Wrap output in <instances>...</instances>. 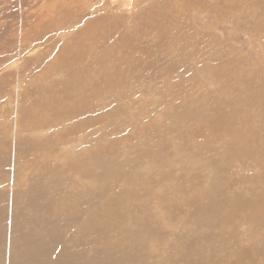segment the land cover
I'll use <instances>...</instances> for the list:
<instances>
[{"label": "rangeland", "instance_id": "374dc122", "mask_svg": "<svg viewBox=\"0 0 264 264\" xmlns=\"http://www.w3.org/2000/svg\"><path fill=\"white\" fill-rule=\"evenodd\" d=\"M196 1L0 0V264H264V0Z\"/></svg>", "mask_w": 264, "mask_h": 264}, {"label": "bare ground", "instance_id": "6f19581e", "mask_svg": "<svg viewBox=\"0 0 264 264\" xmlns=\"http://www.w3.org/2000/svg\"><path fill=\"white\" fill-rule=\"evenodd\" d=\"M199 1H201V0H197L196 2L198 3ZM204 1V0H203ZM206 2V1H205ZM209 2V1H208ZM209 3H211V1L209 2ZM208 3V4H209ZM202 4V3H201ZM203 4H204V2H203ZM210 5V4H209ZM211 6V5H210ZM209 6V7H210ZM213 6V5H212ZM213 8V7H212ZM210 9V8H209ZM212 10V9H211ZM211 12V11H210ZM118 14H122V12H111V13H109V15H107V17L110 19V21H109V23H111L112 24V26L115 24V21L113 20V18L115 17V19H117V18H119V20H120V18L123 16H121V15H118ZM210 14V13H209ZM110 16V17H109ZM211 16V15H210ZM125 17H128V16H125ZM132 17V16H131ZM136 17V16H135ZM129 18V17H128ZM137 18H138V16H137ZM137 18H135V19H137ZM150 18V17H149ZM108 19V20H109ZM127 19V18H126ZM122 20V21H127L128 22V20ZM132 19V18H131ZM134 19V20H135ZM141 19V18H140ZM213 19V18H212ZM133 20V19H132ZM139 21V20H138ZM145 22V21H144ZM156 22V21H155ZM132 23H133V21H132ZM137 23V22H136ZM142 24H143V21L141 22ZM149 23H150V20H149ZM139 24V23H138ZM137 25V24H136ZM140 26H141V24H139ZM139 25L138 26H136L135 28H137V27H139ZM131 26V25H130ZM143 26H144V24H143ZM143 26H141V27H143ZM133 27V26H132ZM141 27H140V31H141ZM145 27V26H144ZM143 27V28H144ZM179 27V26H178ZM145 28H148V26L147 27H145ZM151 28V27H150ZM132 29V28H131ZM157 29V28H156ZM90 30V29H89ZM132 30H134V29H132ZM154 30V29H153ZM92 31H96L95 29H93ZM138 31V30H137ZM140 31H138V32H140ZM137 32V33H138ZM149 32V31H148ZM178 32V31H177ZM98 33V32H97ZM129 33V32H128ZM127 33V34H128ZM151 33V32H150ZM86 34V33H85ZM130 34H131V32H130ZM134 34V33H133ZM153 34V33H152ZM171 34V33H170ZM169 34V35H170ZM141 35V34H140ZM146 35V34H145ZM157 35V34H156ZM160 35V37H161V39L163 40L164 39V41L165 42H163L164 44L166 43V41L167 42H170V41H175V39H174V37H177V39L176 40H178V37H182V35L180 34V33H178L177 35H172L173 37H170V36H168L167 35V33L165 34V32H164V35H161V33H159L158 34V36ZM148 36V35H147ZM130 37H131V35H130ZM160 37L158 38L157 37V40L159 41V43H161V44H163L162 43V40L160 39ZM180 37V38H181ZM93 38H94V34H93ZM132 38V37H131ZM133 38H135V37H133ZM132 38V39H133ZM152 38H155V37H152ZM129 39V37H124V38H122V40H121V42H120V45H121V47L122 48H125L126 49V46H127V44H128V46L130 45V47H134V45H132L131 44V42H127V40ZM135 39H137V38H135ZM141 39V38H140ZM145 39H146V37H145ZM134 40V39H133ZM142 40V39H141ZM155 40V39H154ZM200 40V39H199ZM143 41H144V43H145V41L146 42H148L147 40H142V41H139V42H141V43H143ZM136 42V41H135ZM155 42V41H154ZM182 42V41H181ZM174 43H176V42H174ZM138 44V43H137ZM147 44V43H146ZM146 44H145V46H146ZM149 44H150V42H149ZM158 44V43H157ZM156 44V45H157ZM140 45V44H139ZM144 45V44H143ZM119 46V45H118ZM117 46V47H118ZM152 46H153V44H152ZM159 46V45H158ZM157 46V47H158ZM164 46V45H163ZM116 47V48H117ZM147 47V46H146ZM154 47V46H153ZM156 47V46H155ZM162 47V46H161ZM116 48H115V50H116ZM119 48V47H118ZM129 48V47H128ZM145 48V47H144ZM152 48V47H151ZM129 49H131V48H129ZM128 49V50H129ZM141 49H143V48H141ZM160 49V48H159ZM83 50V49H82ZM132 50V49H131ZM140 50V49H139ZM138 50V51H139ZM168 50V49H167ZM112 51L114 52V50H111L109 53L110 54H113L112 53ZM133 51V50H132ZM134 51H135V49H134ZM143 51V50H142ZM141 51V52H142ZM146 51H147V49H146ZM145 51V52H146ZM153 51V50H152ZM117 52V51H116ZM140 52V51H139ZM147 52H150V48H149V50L147 51ZM146 52V53H147ZM125 53V52H124ZM131 53H133V52H131ZM130 53V54H131ZM143 53H144V51H143ZM145 53V54H146ZM162 53V52H161ZM135 54H136V52H135ZM138 54H140V53H138ZM138 54H136L135 55V57L138 55ZM142 54V53H141ZM153 54V53H152ZM126 55H129V54H127L126 53ZM133 55H134V53H133ZM147 55V54H146ZM155 55H157V54H155ZM104 56H106V54L104 55ZM102 57L103 58V60L105 59V57ZM130 56V55H129ZM128 56V58H126V59H129V58H131V56L129 57ZM144 56V55H143ZM158 56V55H157ZM122 57V56H121ZM145 57V56H144ZM146 57H148V56H146ZM149 57H152V56H150L149 55ZM154 57V56H153ZM155 58V57H154ZM139 59H140V57H139ZM152 59V58H151ZM114 60V59H113ZM123 60V59H122ZM133 60V59H132ZM147 60H149V59H147ZM153 60V59H152ZM108 61V60H107ZM107 61H106V63H107ZM110 61H112L111 59H110ZM150 61V60H149ZM154 61V60H153ZM152 61V62H153ZM134 62V61H133ZM139 62V61H138ZM151 62V63H152ZM157 62V61H156ZM162 62V61H161ZM108 63H109V61H108ZM112 63V62H111ZM129 63V62H128ZM131 63H132V61H131ZM135 63V62H134ZM134 63H133V65H134ZM154 63V62H153ZM158 63H159V61H158ZM125 64V63H124ZM123 64V65H124ZM130 66V65H129ZM132 66V65H131ZM163 66H164V64H163ZM124 67H127V65H125ZM133 68V67H132ZM132 68H130L129 67V69H130V72H131V70H132ZM124 69H127V68H124ZM129 71V70H128ZM148 72V71H147ZM119 75H120V73H119ZM123 75H125V74H123ZM105 77V76H104ZM220 82V81H219ZM236 82V81H235ZM222 83V82H221ZM246 83V82H245ZM238 84V83H237ZM121 85H123L122 83H121ZM239 86V85H238ZM252 101V100H251ZM247 102V101H246ZM76 118V117H75ZM74 119V118H73ZM253 124V123H252ZM251 126V125H250ZM259 126V125H258ZM251 127H253V125L251 126ZM245 130H247L246 128H245ZM226 131V130H225ZM248 131H249V129H248ZM259 133V132H258ZM235 134V133H234ZM238 135V134H237ZM258 135V134H257ZM230 136V135H229ZM259 138V137H258ZM261 138V137H260ZM239 140V139H238ZM231 143V142H230ZM262 144V143H261ZM262 150V149H261ZM264 151V150H263ZM225 158V157H224ZM104 167L105 168V176H107V177H111V178H114V179H117L118 177H120V176H122L121 175V173H120V170L118 169V168H116L115 166H111V165H107L104 161H100L99 159H98V157L94 160V163L92 164V165H87V166H79V167H77V170H78V172H77V175L78 176H84V175H86V174H89V170H91V168L92 167H94V168H101V167ZM156 174V173H155ZM155 176V175H154ZM57 182V181H56ZM59 182V181H58ZM150 183V182H149ZM126 184V183H125ZM59 185V184H58ZM131 185V184H130ZM137 186H139V185H137ZM147 186H148V184H147ZM56 187H57V185H56ZM141 187V186H140ZM144 187V186H143ZM186 187V186H185ZM132 188V187H131ZM181 188V187H180ZM126 189V188H125ZM124 189V190H125ZM136 189V188H135ZM146 189V190H145ZM147 189H148V187L147 188H144V190H143V193H144V191L146 192L147 191ZM132 191V190H131ZM149 191V190H148ZM118 192V191H117ZM100 193H102L101 192V190H100ZM99 193V195H101ZM148 193V192H147ZM130 194H132V196H135L136 195V193L134 194V193H130ZM138 194V193H137ZM227 194H229V193H227ZM129 194H122V193H120L118 196V198H120V201H119V199H118V201H116V199L115 198H113L117 203H120L121 205L122 204H128L129 203V201L130 200H133V199H131V198H128L129 196H128ZM201 195H202V193H201ZM103 196V195H102ZM114 196V195H113ZM116 196V195H115ZM137 196V195H136ZM140 196V195H139ZM178 196V195H177ZM197 196V195H196ZM112 197V196H111ZM111 197L109 198V199H111ZM183 197V196H182ZM201 197V196H200ZM105 198V197H104ZM106 198H108V196L106 197ZM194 198V197H193ZM229 199V198H228ZM129 200V201H128ZM138 200V199H137ZM166 200V199H165ZM164 200V201H165ZM128 201V202H127ZM173 201H171V203H172ZM179 202V201H178ZM199 202V201H198ZM140 203V202H139ZM179 203H181V201L179 202ZM196 203V202H195ZM193 204V203H192ZM197 204V203H196ZM170 205V204H169ZM209 206H211V205H209ZM112 207V206H111ZM171 207V206H170ZM179 207V206H178ZM219 207V206H218ZM221 207V206H220ZM97 208V207H96ZM119 208H121L120 206H119ZM142 208V207H141ZM213 208V206L211 207V209ZM228 208H230V209H232V207H228ZM116 209V208H115ZM127 210H125V208H124V211H129L130 210V208L128 209V208H126ZM194 209V208H193ZM197 209V208H196ZM209 209V208H208ZM203 204L201 205V207H200V203L198 204V209H197V215L198 214H201V216L199 217L201 220H206L205 218H207V219H210V218H212V217H214L215 215H216V213L214 212V211H210V209L208 210ZM235 209H237V208H235ZM134 210H135V208H134ZM138 210V209H137ZM136 210V211H137ZM214 210H215V208H214ZM229 210V209H228ZM108 211V210H107ZM210 211V212H209ZM230 211V210H229ZM231 211H233V209L231 210ZM234 211H236V210H234ZM104 212V211H103ZM110 212V211H109ZM113 212V211H112ZM117 212V211H116ZM116 212H114V213H116ZM129 212H131V211H129ZM223 213V212H222ZM229 213V212H228ZM117 214V213H116ZM233 214V213H232ZM235 214H237V213H235ZM234 214V215H235ZM84 215H86L87 217L85 218V216ZM105 216V215H104ZM199 216V215H198ZM232 216V215H231ZM245 216V215H244ZM78 217L79 218H77V219H79V220H81L82 221V228H85L86 226H85V224H83V222H84V220H85V223L88 225V223H87V220H88V218L90 217V215L88 214V213H83V214H81V215H78ZM120 218V217H119ZM122 218H124V216L122 215ZM141 218V217H140ZM48 220V219H47ZM124 220V219H123ZM143 220V219H142ZM200 220V221H201ZM212 220V219H211ZM90 221V220H89ZM124 222V221H123ZM122 222V223H123ZM242 223V222H241ZM142 224V223H141ZM113 225V224H112ZM57 226V225H56ZM56 226L55 227H51V228H53L52 230L54 231V233H56L57 234V232H59V230H60V232L62 233L63 232V230H62V228L61 229H54V228H56ZM108 226V225H107ZM104 228H105V226L103 227V230H104ZM95 230V229H94ZM102 230V231H103ZM65 231V230H64ZM106 231V233L108 234V235H110L111 237H112V233L110 234V230L108 229H106L105 230ZM145 231V230H144ZM143 232V231H142ZM152 232V231H151ZM158 233V232H157ZM105 234V233H104ZM155 234V233H154ZM115 235V234H114ZM145 235V234H144ZM52 236V235H51ZM57 237H59L58 235H57ZM115 237V238H114ZM118 236H113L112 237V239L110 238V240H109V242L107 243V244H105L103 247L104 248H109L110 250H116L117 248H119V246H121V241L120 240H118V238H117ZM124 238V237H123ZM54 239V238H53ZM62 239V238H61ZM126 241V240H125ZM136 241V240H135ZM135 241H134V246H135ZM14 242H19L18 240H15ZM103 242V241H102ZM45 244V243H44ZM66 244V243H65ZM94 244V243H93ZM46 245V244H45ZM61 245V244H60ZM240 245V244H239ZM248 245V244H247ZM69 246V245H68ZM70 246H71V244H70ZM131 246V245H130ZM38 247H40V249H36V250H41L42 251V246H39L38 245ZM123 248V247H122ZM125 248V247H124ZM128 248V247H127ZM61 249V248H60ZM64 249V248H63ZM94 249H96V248H94ZM100 249V248H99ZM109 249H108V251H109ZM246 249V248H245ZM249 249V248H248ZM30 250H33V247H32V245L31 244H27L25 247H24V250L22 251V255L20 256V257H23L24 258V260L26 259L25 258V256L27 255V251H29L30 252ZM152 251H153V248H152ZM32 252H35V251H32ZM99 252V251H98ZM42 254V252H39V251H37L36 252V254ZM97 253V252H96ZM110 253V252H109ZM120 253V252H119ZM117 254V257L118 256H120L123 260H124V256H125V253H124V251H123V253H124V255H122V254ZM246 253V252H245ZM110 254H113V253H110ZM109 254V255H110ZM254 254V253H253ZM252 254V255H253ZM258 254V253H257ZM30 255V254H29ZM103 255H106V254H103ZM140 256V255H139ZM19 257V258H20ZM64 257H65V255H64ZM35 258V257H34ZM57 258V257H56ZM18 258L17 257H14L13 259H12V263H16V264H18L17 262H16V260H17ZM40 259H41V261H42V263H45L46 262V259L45 258H42V257H40ZM110 259V258H109ZM111 259H113V258H111ZM242 259H243V257H242ZM241 259V260H242ZM61 260V259H60ZM85 260V259H84ZM133 260H140V257L139 258H135V259H133ZM133 260H131L130 262L129 261H126V259L124 260L125 261V263L123 262L122 264H132V262H133ZM241 260H240V262H241ZM56 261H58V258H57V260ZM55 261V262H56ZM65 261V260H64ZM29 262H31V261H29L28 259H26V261H25V263L24 264H31V263H29ZM63 262V261H62ZM245 262V261H244ZM249 262V261H248ZM251 262V261H250ZM11 263V264H12ZM59 263V262H58ZM239 263V262H238ZM237 263V264H238ZM241 263H243V261L241 262ZM54 264V263H53ZM104 264V263H103ZM250 264V263H249Z\"/></svg>", "mask_w": 264, "mask_h": 264}]
</instances>
